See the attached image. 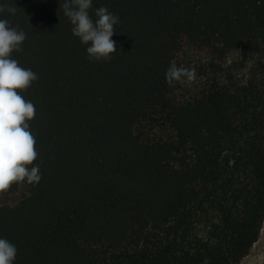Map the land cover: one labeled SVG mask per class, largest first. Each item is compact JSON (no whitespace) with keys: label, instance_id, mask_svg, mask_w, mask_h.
I'll return each instance as SVG.
<instances>
[{"label":"trees","instance_id":"16d2710c","mask_svg":"<svg viewBox=\"0 0 264 264\" xmlns=\"http://www.w3.org/2000/svg\"><path fill=\"white\" fill-rule=\"evenodd\" d=\"M13 2L41 174L0 191L14 264H239L264 223V0H93L119 17L99 62L64 0ZM173 61L195 78L167 83Z\"/></svg>","mask_w":264,"mask_h":264},{"label":"clouds","instance_id":"9594fccd","mask_svg":"<svg viewBox=\"0 0 264 264\" xmlns=\"http://www.w3.org/2000/svg\"><path fill=\"white\" fill-rule=\"evenodd\" d=\"M92 5L93 0H64L62 12L72 26L73 36L86 45L88 57L97 62L107 61L117 51V42L112 37L116 34L119 17L107 7H99L90 14ZM16 11L13 0L10 4L0 0V191L14 183L35 184L41 179L39 166L33 163L38 153L29 124L36 115V108L21 94L38 77L12 57L13 52L21 51L27 37L23 30L3 18L5 13L15 15ZM195 74L194 68L178 67L173 61L165 78L171 85L185 76L194 79ZM16 256V245L0 237V264H14Z\"/></svg>","mask_w":264,"mask_h":264},{"label":"rangeland","instance_id":"374dc122","mask_svg":"<svg viewBox=\"0 0 264 264\" xmlns=\"http://www.w3.org/2000/svg\"><path fill=\"white\" fill-rule=\"evenodd\" d=\"M239 264H264V223L257 241L252 245L248 255Z\"/></svg>","mask_w":264,"mask_h":264}]
</instances>
